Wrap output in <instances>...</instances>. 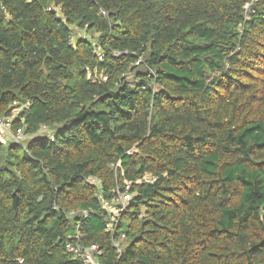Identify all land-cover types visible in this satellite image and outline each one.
I'll return each mask as SVG.
<instances>
[{
	"label": "trees",
	"instance_id": "16d2710c",
	"mask_svg": "<svg viewBox=\"0 0 264 264\" xmlns=\"http://www.w3.org/2000/svg\"><path fill=\"white\" fill-rule=\"evenodd\" d=\"M15 107L0 264H82L79 223L105 264H264V0H0ZM125 181L118 255L101 199Z\"/></svg>",
	"mask_w": 264,
	"mask_h": 264
},
{
	"label": "built area",
	"instance_id": "2783aa9c",
	"mask_svg": "<svg viewBox=\"0 0 264 264\" xmlns=\"http://www.w3.org/2000/svg\"><path fill=\"white\" fill-rule=\"evenodd\" d=\"M140 63L139 60L136 65H139ZM104 78L106 79V77ZM29 105L30 103L27 102L24 104V107L28 108ZM22 108L23 107H15L13 108L11 115L0 116V137H5L6 139L19 143L26 149V141L30 136L25 132V125L17 130L12 129L13 120L20 114ZM45 130L46 128L44 127L41 131ZM38 135L39 134H35V137ZM113 167H121V161L113 164ZM155 179V177L150 175L145 177L147 182H153ZM89 181L95 182L97 180L95 178H89ZM131 185V182L125 181L124 188L117 186L113 190V196L110 199H101L102 208L106 213L105 227L113 237V244L118 255L122 254L123 242L127 238L126 232L121 229V223L122 218L133 199ZM67 215L71 217L81 215L83 218H87L89 216V211L87 209H77L67 213ZM64 249L73 259L81 261L82 264H105L102 261L103 250L101 246L98 244L87 245L82 241L80 223L77 225L75 233L65 240Z\"/></svg>",
	"mask_w": 264,
	"mask_h": 264
},
{
	"label": "rangeland",
	"instance_id": "374dc122",
	"mask_svg": "<svg viewBox=\"0 0 264 264\" xmlns=\"http://www.w3.org/2000/svg\"><path fill=\"white\" fill-rule=\"evenodd\" d=\"M82 34H84V32H81ZM95 34L94 35H88V38L91 40V41H96V39H95ZM2 140H5V141H11V140H9V139H6L5 137H0Z\"/></svg>",
	"mask_w": 264,
	"mask_h": 264
}]
</instances>
